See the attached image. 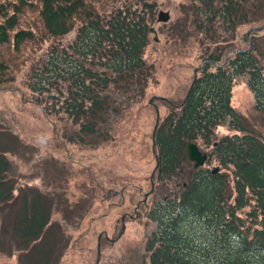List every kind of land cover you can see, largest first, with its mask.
<instances>
[{"label":"trees","instance_id":"16d2710c","mask_svg":"<svg viewBox=\"0 0 264 264\" xmlns=\"http://www.w3.org/2000/svg\"><path fill=\"white\" fill-rule=\"evenodd\" d=\"M106 1L0 0V106H9L11 97L20 95L22 104H31L49 117L42 105L25 94L17 76L28 64L34 67L52 55L75 31L73 50L82 51L81 63L89 55L84 60L88 67L82 63V74L69 90L65 113L79 127L81 141L100 135L98 118L109 110V93L130 95L138 86L141 94L154 74V65L147 63L144 53L151 42L157 8L155 0H116L120 6L106 14ZM186 2L190 6L184 11L185 22L161 31L166 43L158 45L159 38L152 40L162 52V46H170L165 56L169 72L174 66H180L183 73L191 70L190 81L194 65L175 57L185 55L194 44L203 59L187 99L186 89L178 98L154 100L160 113L155 133L157 182L184 177L181 184L174 185L172 198L164 205L156 203L146 216L143 208L151 194L142 204L147 192L136 189L128 195L130 187L121 190V204L128 201L133 209L139 204L138 217L132 222L144 216L155 225L144 243L126 251L122 264H264V54L251 37L242 54L221 45L229 41L227 35L234 40L241 28L264 27V0ZM240 76L247 78L257 116L233 107L234 79ZM149 110L152 147L156 112L153 106ZM223 125L226 135L220 131ZM188 144L207 155L204 167L194 168L188 161ZM74 156L69 153L71 161ZM213 167L220 172L212 175ZM8 174L9 162L0 151V210L17 199L16 183ZM114 197L107 195L106 199ZM37 198L28 210L24 198L22 226L15 229L25 240L36 239L49 225L48 205ZM211 236L226 250L215 261L204 242ZM106 243L102 236L101 252Z\"/></svg>","mask_w":264,"mask_h":264},{"label":"rangeland","instance_id":"374dc122","mask_svg":"<svg viewBox=\"0 0 264 264\" xmlns=\"http://www.w3.org/2000/svg\"><path fill=\"white\" fill-rule=\"evenodd\" d=\"M155 1V22L151 26L156 34L150 35L151 42L144 53L147 63L154 65V74L141 94L138 86L130 95L109 93L114 101L108 99L109 110L98 118L100 135L84 137L81 141L77 135L79 127L65 113L69 90L82 74V63L85 69L88 67L84 60L89 55L81 63L82 51L73 50L75 31L60 42L52 55L34 67L28 64L17 76V83L25 94L42 105L49 117L31 104H22L20 95L12 96L9 106H0V151L9 162L8 175L16 183L17 195L13 203L0 210V264H95L98 234L106 232L109 238H116L121 217L134 214L128 201L122 204L119 201L121 190L130 187L126 191L128 195L136 189L142 194L150 190L149 176L155 161L148 136L152 121L149 110L152 106L148 102L153 97L178 98L191 82V70L183 73L180 66H174L169 72L165 56L170 46H162V52L152 42L156 36L160 40L158 45L166 43L165 33L161 31L184 23V11L190 5L186 0ZM120 4L116 0L106 1L105 13L109 14ZM159 11L170 15L165 26L156 22ZM248 30V27L241 28L234 40L225 36L229 41L221 45L229 50H247ZM250 37L256 39L259 51L264 54V27L251 32ZM175 58L178 62L190 61L195 68L203 63L194 44L187 47L185 55ZM234 81L233 107L238 112L257 116L246 76L236 77ZM225 127L220 128L223 135L228 134ZM9 128L13 131H4ZM69 153L75 155L73 161ZM183 177L178 175L157 182L155 176L154 191L143 208L145 216L156 203L164 205L172 198L174 185L181 184ZM112 194L113 199H106ZM37 197L48 205L49 225L36 239L25 240L15 229L22 226L24 198L28 210L32 199ZM27 213L31 215L30 211ZM125 221V233L114 244L106 243L98 264H122L126 251L144 243L155 227L144 216L141 221ZM204 242L212 261L226 253L214 236Z\"/></svg>","mask_w":264,"mask_h":264},{"label":"water","instance_id":"95a60500","mask_svg":"<svg viewBox=\"0 0 264 264\" xmlns=\"http://www.w3.org/2000/svg\"><path fill=\"white\" fill-rule=\"evenodd\" d=\"M169 18H170V15L168 12H163V11H159L158 14H157V23H167L169 21ZM262 27L258 28V29H254V30H250L248 33H247V37L249 36V34L252 32V31H259L261 30ZM150 32L152 34L155 35V30L154 29H150ZM155 40H156V36H155ZM199 69H195L193 71V75H194V80H193V83L189 89V91L191 90L193 84L195 83V80H196V74H197V71ZM189 94V92H188ZM187 94V95H188ZM158 99H161V98H158ZM149 104H152V100L149 101ZM155 112H156V120H155V126H154V130H153V134H152V153L154 155V159H155V168L152 172V174L150 175L149 177V181H150V191L144 195V198H143V201L142 202H145L146 198L148 197V195H150L153 190H154V182H153V178H154V173L156 171V169L158 168L159 166V161H158V157L156 155V147H155V141H154V137H155V132H156V129H157V126H158V123H159V112H158V109L157 107L155 106ZM186 155H187V159L192 162L194 165V168H199V167H202L205 162H206V159H207V156L206 155H203L197 148L196 145L194 144H189L187 145L186 147ZM219 173V168L216 167V168H213L211 170V174L212 175H216ZM134 213L136 214L137 213V208L134 210ZM120 222L122 224V227H121V230L117 236V238L115 240H109V238L107 237V234L104 232V237L106 240H109L111 243L117 241L125 232V224H124V216L121 217L120 219ZM100 237L101 235L98 236V239H97V247H96V254H97V258H96V262L95 264H98L99 262V259H100V243H99V240H100Z\"/></svg>","mask_w":264,"mask_h":264},{"label":"flooded vegetation","instance_id":"af4514ba","mask_svg":"<svg viewBox=\"0 0 264 264\" xmlns=\"http://www.w3.org/2000/svg\"><path fill=\"white\" fill-rule=\"evenodd\" d=\"M164 101H165V100H164ZM170 106L173 107V108H178V107H179L178 104H173V105L170 104ZM138 211H139V210H138ZM137 217H138V216H137ZM137 217H136V218H137ZM126 219H132V218L130 217V215H127L126 218L124 219V222H125Z\"/></svg>","mask_w":264,"mask_h":264}]
</instances>
